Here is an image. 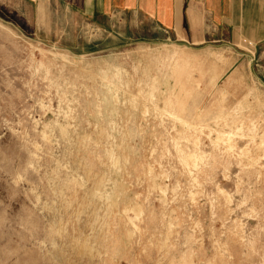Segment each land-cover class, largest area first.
Instances as JSON below:
<instances>
[{
    "label": "rangeland",
    "instance_id": "1",
    "mask_svg": "<svg viewBox=\"0 0 264 264\" xmlns=\"http://www.w3.org/2000/svg\"><path fill=\"white\" fill-rule=\"evenodd\" d=\"M84 3L0 0V264H264V44Z\"/></svg>",
    "mask_w": 264,
    "mask_h": 264
},
{
    "label": "crops",
    "instance_id": "2",
    "mask_svg": "<svg viewBox=\"0 0 264 264\" xmlns=\"http://www.w3.org/2000/svg\"><path fill=\"white\" fill-rule=\"evenodd\" d=\"M86 1L85 7L99 8L101 14L110 16L123 15L118 13L122 3L129 9L125 14L131 24L152 25L193 43L222 32L232 42L264 44V0H83Z\"/></svg>",
    "mask_w": 264,
    "mask_h": 264
},
{
    "label": "bare ground",
    "instance_id": "3",
    "mask_svg": "<svg viewBox=\"0 0 264 264\" xmlns=\"http://www.w3.org/2000/svg\"><path fill=\"white\" fill-rule=\"evenodd\" d=\"M82 250V249H81Z\"/></svg>",
    "mask_w": 264,
    "mask_h": 264
}]
</instances>
